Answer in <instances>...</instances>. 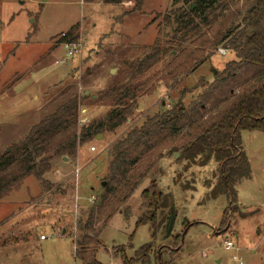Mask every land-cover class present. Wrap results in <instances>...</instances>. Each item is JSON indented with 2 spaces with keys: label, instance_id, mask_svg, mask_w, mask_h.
Masks as SVG:
<instances>
[{
  "label": "rangeland",
  "instance_id": "374dc122",
  "mask_svg": "<svg viewBox=\"0 0 264 264\" xmlns=\"http://www.w3.org/2000/svg\"><path fill=\"white\" fill-rule=\"evenodd\" d=\"M135 1L0 0V156L20 145L35 124L76 93L91 96L80 106L79 134L83 125L108 115L114 100L99 97L115 85H129L132 65L150 53L157 39L167 46L178 29L175 10L184 7L183 2L173 6L172 0H145L140 10H134ZM72 28L78 37L66 47L64 34ZM182 45H191L190 39ZM74 46L78 52L73 55ZM219 48L181 81L163 82L170 58L139 75L130 84L138 106L127 123L79 146L74 154H55L61 140L45 150L30 148L26 167L51 157L52 169L43 176L48 183L33 170L0 199V264H83L75 256L76 219L107 185L103 179L108 176L111 144L162 105L171 107L180 101L185 89L182 102L187 107L204 91L198 86L200 80L211 81L236 58L229 49L223 54ZM242 150L249 158L251 175L236 184L238 204L226 227L221 222L231 203L217 188L220 163L212 158L207 164L200 159L188 164L177 160L178 153L166 152L152 177L123 203L130 217L119 211L104 227L98 258L105 264H122L110 250L130 241L142 213L141 192L155 177L172 196V205L157 231L154 251L161 246L172 249L179 238L175 252L160 254L162 262L240 264L233 260L236 256L242 264H264V132L242 131ZM24 169L16 167L15 175ZM213 189H217L214 196ZM172 215L175 222L169 233ZM151 239L150 225L139 226L128 256ZM229 240L235 247L226 249Z\"/></svg>",
  "mask_w": 264,
  "mask_h": 264
},
{
  "label": "trees",
  "instance_id": "16d2710c",
  "mask_svg": "<svg viewBox=\"0 0 264 264\" xmlns=\"http://www.w3.org/2000/svg\"><path fill=\"white\" fill-rule=\"evenodd\" d=\"M103 1L120 4L125 0ZM144 1L136 0L134 10H140ZM180 2L184 7L175 10L178 29L167 46H162L157 39L150 53L132 65L129 85H115L99 97L114 100V107L105 118L83 125L79 134L80 106L91 96L76 93L35 124L20 145H14L10 152L0 156L1 199L33 170L38 178L47 182L43 176L52 169L51 157H46L39 165L26 167L30 148L45 150L61 140L55 145V154H74L79 146L96 139L98 134L114 132L127 123L138 106L131 82L162 60L170 58L162 74L163 82L169 84L181 81L218 47L235 53L236 58L214 73L211 81L200 80L198 86L204 91L187 107L182 102L185 89L180 101L171 107L162 105L159 111L146 115L140 124L132 126L111 144L108 176L103 179L107 185L76 219L75 256L83 264H105L97 256L104 227L119 211L130 217V211L122 209L123 203L146 178L152 177L166 152L178 153L177 160L188 164H195L199 159L200 163L207 164L212 158L220 163L217 188L231 203V208L224 212L222 227L228 225L230 214H234L238 204L236 184L251 175L249 158L242 150V131L264 132V0H172V5ZM74 30L70 29L63 40L74 42L78 37ZM188 39L191 45H182ZM153 90L155 87L151 86L149 91ZM16 167L25 169L15 175ZM216 191L213 189L212 196ZM171 205L170 193L164 192L157 179L152 178L141 192L142 213L130 241L113 246L111 254L119 257L122 264H153L157 260L165 264L160 254L165 250L175 252L179 238L172 249L161 246L156 252L154 247L157 231L166 221L165 214ZM143 224L150 225L152 239L129 257L135 231Z\"/></svg>",
  "mask_w": 264,
  "mask_h": 264
},
{
  "label": "built area",
  "instance_id": "2783aa9c",
  "mask_svg": "<svg viewBox=\"0 0 264 264\" xmlns=\"http://www.w3.org/2000/svg\"><path fill=\"white\" fill-rule=\"evenodd\" d=\"M64 36H65V34H64ZM71 43H72V42L65 41L66 47H68L69 45H72ZM75 52H78V50H77V48L74 46V48H73V50L70 52V54H73V55H74ZM219 52H221V53L224 54V53L226 52V49L223 48V47H220V48H219ZM92 150L95 151V150H96V147L93 146V147H92ZM79 172H80V171L78 170V171H77V175H78ZM40 238L44 240V239H46L47 237H46L45 235H41ZM234 247H235V244L233 243V241H230V240H229V241H226V249H231V248H234ZM233 260H235V261H236V260H239V263L242 264V261H240L241 259H240L239 257L234 256V257H233Z\"/></svg>",
  "mask_w": 264,
  "mask_h": 264
},
{
  "label": "water",
  "instance_id": "95a60500",
  "mask_svg": "<svg viewBox=\"0 0 264 264\" xmlns=\"http://www.w3.org/2000/svg\"><path fill=\"white\" fill-rule=\"evenodd\" d=\"M87 92L89 93V91H87ZM102 136H103V134H98L97 135V139H99ZM105 184H106V182H103V185H105ZM174 222H175V215H172L171 218H170V221H169V225H168V232L169 233H171V231L173 229Z\"/></svg>",
  "mask_w": 264,
  "mask_h": 264
},
{
  "label": "crops",
  "instance_id": "0c3cea01",
  "mask_svg": "<svg viewBox=\"0 0 264 264\" xmlns=\"http://www.w3.org/2000/svg\"><path fill=\"white\" fill-rule=\"evenodd\" d=\"M65 233V232H64ZM42 235H44V234H42ZM43 240V239H42ZM45 240V239H44ZM16 244H18V242H16Z\"/></svg>",
  "mask_w": 264,
  "mask_h": 264
}]
</instances>
